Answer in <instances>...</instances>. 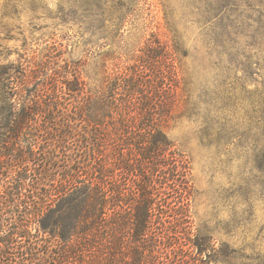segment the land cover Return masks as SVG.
Masks as SVG:
<instances>
[{"label":"trees","instance_id":"trees-1","mask_svg":"<svg viewBox=\"0 0 264 264\" xmlns=\"http://www.w3.org/2000/svg\"><path fill=\"white\" fill-rule=\"evenodd\" d=\"M243 2L252 5L249 0H199L197 8L202 21H212L206 33L210 57L223 60L227 69L263 77L264 141V13L257 8L258 27L251 41L241 44L245 19L251 16ZM174 50L164 43L150 45L102 97L87 92L72 67L51 74L27 60L15 71L1 68L0 264H33L48 257L57 264H120L116 238L126 232H131L136 254L135 262L122 264H151L143 250L151 247L156 201L168 199L170 191L180 193L182 231L188 233L187 158L166 131L175 103L168 70ZM190 98L188 106L195 105ZM119 197L132 204L120 222ZM186 238L199 252L207 249L206 241Z\"/></svg>","mask_w":264,"mask_h":264},{"label":"rangeland","instance_id":"rangeland-1","mask_svg":"<svg viewBox=\"0 0 264 264\" xmlns=\"http://www.w3.org/2000/svg\"><path fill=\"white\" fill-rule=\"evenodd\" d=\"M249 1L252 5L242 3L246 14H251L241 24L246 30L240 39L243 45L258 27L257 8L264 13V2ZM198 2L0 0V70L12 66L15 71L27 60L41 63L51 74H65L72 67L85 82V90L102 97L114 78L129 70L147 47L159 43L177 47L174 61L168 64L176 92L166 131L187 158L189 231H182L180 193L170 191L168 199H157L151 247L143 250L146 263L264 264V141L259 99L263 77L227 69L223 60L210 57L206 33L212 21L200 19ZM247 52L256 53L251 48ZM188 95L195 105L188 106ZM78 146L73 147L78 150ZM118 181H122L121 173ZM162 185L158 186L161 190ZM128 189H133L131 182ZM119 198L120 222L132 211V204ZM24 221L36 226L30 219ZM125 234L118 233L116 238L120 264L135 262L136 246L131 232ZM187 235L206 241L207 249L199 252ZM33 264L57 263L48 257Z\"/></svg>","mask_w":264,"mask_h":264}]
</instances>
